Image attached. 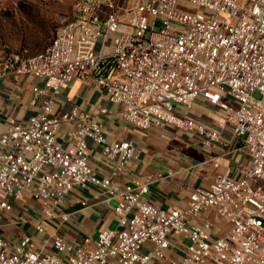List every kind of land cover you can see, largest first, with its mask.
Segmentation results:
<instances>
[{"label": "built area", "instance_id": "2783aa9c", "mask_svg": "<svg viewBox=\"0 0 264 264\" xmlns=\"http://www.w3.org/2000/svg\"><path fill=\"white\" fill-rule=\"evenodd\" d=\"M121 1L76 0L72 20L49 47L6 57L1 75L42 80L33 92L43 105L0 131V211L31 192L43 215L55 218L72 191L92 185L106 199L119 198V226L81 243L54 232L38 247L28 235L11 246L0 233V264H149L167 260L173 237L190 241L178 264H264V0H140L129 9ZM76 79H93L120 117L143 131L174 126L218 141L217 130L187 113L200 99L249 165L240 176L219 174L195 188L186 207L164 210L144 200L148 183L114 180L140 153L132 142H108L99 115L54 113L56 98ZM63 125L71 126L67 146L58 139ZM89 141L104 146L111 176L91 167ZM211 211V219L194 222ZM37 230L45 233L43 225ZM147 244L152 254L144 253Z\"/></svg>", "mask_w": 264, "mask_h": 264}, {"label": "crops", "instance_id": "0c3cea01", "mask_svg": "<svg viewBox=\"0 0 264 264\" xmlns=\"http://www.w3.org/2000/svg\"><path fill=\"white\" fill-rule=\"evenodd\" d=\"M4 1L0 0V4ZM35 86H43V81L30 75L3 77L0 72V131H5L11 120L25 123L41 111L43 99L33 92ZM74 108L99 115L108 142L130 141L135 145L140 152L138 157L114 180L120 184L133 179L148 183L149 192L143 195L144 200L164 210L186 207L195 188L210 185L219 174L240 176L242 169L249 165L247 155L238 149L231 131L212 121L209 109L200 99L187 113L197 123L217 130L218 141L207 142L198 133L174 126L143 131L120 117L119 107L109 101L107 91L93 79H76L68 88L62 89L56 98L54 113L61 116ZM102 109L107 112L102 114ZM70 128L63 125L60 129L58 139L64 146L69 145ZM222 142L228 146H222ZM103 147L89 141V163L101 178L111 176L113 170V164L103 155ZM10 201L13 209L0 211V233L11 246L28 235L38 247L45 236L54 232L66 241L81 243L87 237L97 239L102 231L119 226L115 212L119 198L106 199L105 190L98 186L76 188L57 209L58 217L51 219L43 215L31 192L21 200ZM82 201L88 205L83 206ZM61 213L69 214V220L62 221ZM212 213H203L194 222L201 224L205 219H211ZM39 225H43L45 233L38 232ZM189 245L188 239L173 237L167 260L152 259L149 264H178ZM44 251L51 252V246L45 247ZM143 251L152 254L153 246L147 244Z\"/></svg>", "mask_w": 264, "mask_h": 264}, {"label": "rangeland", "instance_id": "374dc122", "mask_svg": "<svg viewBox=\"0 0 264 264\" xmlns=\"http://www.w3.org/2000/svg\"><path fill=\"white\" fill-rule=\"evenodd\" d=\"M75 2L76 0H5L2 2L0 4V72L9 54L22 51L23 41H30L31 45L39 43L43 45L42 37L47 33L46 30L51 31V35H55L61 25L69 23L72 20ZM139 2L140 0H122L120 7L129 9L137 6ZM239 3L242 5L244 2ZM124 21L128 22L129 17H126ZM31 50L27 52L30 56L43 49ZM255 96L259 97V94L256 93Z\"/></svg>", "mask_w": 264, "mask_h": 264}, {"label": "trees", "instance_id": "16d2710c", "mask_svg": "<svg viewBox=\"0 0 264 264\" xmlns=\"http://www.w3.org/2000/svg\"><path fill=\"white\" fill-rule=\"evenodd\" d=\"M58 29H57V31H58ZM57 31H56V33H57ZM46 32L47 33H45V36L42 37V39H43L42 42H44L43 45H41L40 43H39L40 46H38L39 44H37V45H31L32 43L30 41H26L25 40V41L22 42V47H21L22 51H20V52H24L23 50H25V51L27 50L26 51V53H27L28 50H31V49H32L31 51H34V50H42V49H43L42 51H44L47 47H49L52 44V42H53V40H54V38L56 36V33H55V35H51V31L49 32V30L48 31L46 30ZM28 47H29V49H28ZM42 51H37V52L40 53ZM38 53H35L33 55H36Z\"/></svg>", "mask_w": 264, "mask_h": 264}]
</instances>
